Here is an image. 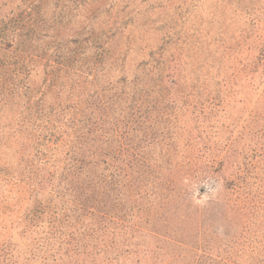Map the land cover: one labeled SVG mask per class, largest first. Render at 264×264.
<instances>
[{"label": "rangeland", "instance_id": "obj_1", "mask_svg": "<svg viewBox=\"0 0 264 264\" xmlns=\"http://www.w3.org/2000/svg\"><path fill=\"white\" fill-rule=\"evenodd\" d=\"M51 1L57 10L72 4ZM106 1L110 16L99 25L114 22L126 73L159 75L115 107L118 162L126 155L132 177L115 212L143 228H133L121 257L125 264L239 263L264 231V0ZM18 6L0 0L2 12ZM43 82L36 74L31 86ZM3 159L16 166L13 154ZM240 174L250 195L234 224L226 203ZM24 195L23 185L0 184V209H25ZM149 215H163L167 226Z\"/></svg>", "mask_w": 264, "mask_h": 264}, {"label": "trees", "instance_id": "obj_2", "mask_svg": "<svg viewBox=\"0 0 264 264\" xmlns=\"http://www.w3.org/2000/svg\"><path fill=\"white\" fill-rule=\"evenodd\" d=\"M4 1L20 6L0 11V184L23 185L19 199L31 205L0 209V264H125L120 251L133 228H143L115 212L132 177L126 155L118 162L114 112L158 71L142 79L126 73L112 38L114 22L99 25L103 13L110 16L106 0H70L60 10L51 0ZM36 74L44 82L35 90ZM9 154L16 166L4 161ZM248 186L247 176L235 177V198L226 203L236 212L234 224ZM156 217L148 216L167 226L163 215ZM259 232L241 250V261L227 264H264Z\"/></svg>", "mask_w": 264, "mask_h": 264}]
</instances>
